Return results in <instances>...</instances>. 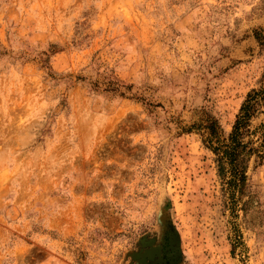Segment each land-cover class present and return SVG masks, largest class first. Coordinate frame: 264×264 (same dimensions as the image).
<instances>
[{
    "label": "rangeland",
    "instance_id": "obj_1",
    "mask_svg": "<svg viewBox=\"0 0 264 264\" xmlns=\"http://www.w3.org/2000/svg\"><path fill=\"white\" fill-rule=\"evenodd\" d=\"M260 36L264 0H0V264H264V160L232 191L205 141Z\"/></svg>",
    "mask_w": 264,
    "mask_h": 264
},
{
    "label": "trees",
    "instance_id": "obj_2",
    "mask_svg": "<svg viewBox=\"0 0 264 264\" xmlns=\"http://www.w3.org/2000/svg\"><path fill=\"white\" fill-rule=\"evenodd\" d=\"M264 43V36H260ZM264 112V86L249 91L235 116L230 133L220 138L218 126L209 121L207 147L215 155L219 178L232 190L242 191L247 170L252 163L264 160V124L252 126V121Z\"/></svg>",
    "mask_w": 264,
    "mask_h": 264
},
{
    "label": "water",
    "instance_id": "obj_3",
    "mask_svg": "<svg viewBox=\"0 0 264 264\" xmlns=\"http://www.w3.org/2000/svg\"><path fill=\"white\" fill-rule=\"evenodd\" d=\"M160 252L159 248L152 247L150 250H148L144 256L142 257V263L146 264V259L151 260L156 254Z\"/></svg>",
    "mask_w": 264,
    "mask_h": 264
}]
</instances>
